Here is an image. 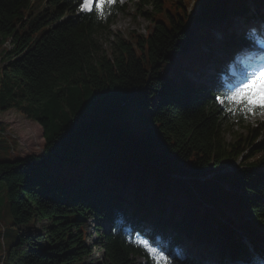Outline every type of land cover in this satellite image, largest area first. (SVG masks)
Returning a JSON list of instances; mask_svg holds the SVG:
<instances>
[{
	"label": "trees",
	"instance_id": "16d2710c",
	"mask_svg": "<svg viewBox=\"0 0 264 264\" xmlns=\"http://www.w3.org/2000/svg\"><path fill=\"white\" fill-rule=\"evenodd\" d=\"M146 2L153 26L118 34L108 51L100 34L126 3L98 19L79 0H0V110L37 120L45 137L43 154L0 157L17 232L8 245L0 231V264H152L129 234L156 239L146 232L151 214L172 243L186 233L220 254L264 250V119L226 114L218 87L188 73L209 58L201 44L215 26L246 8L264 17V0H197L191 13L185 0H140L141 9ZM234 122L248 133L230 142ZM86 217L99 263L86 259ZM168 248L173 264L194 261Z\"/></svg>",
	"mask_w": 264,
	"mask_h": 264
},
{
	"label": "rangeland",
	"instance_id": "374dc122",
	"mask_svg": "<svg viewBox=\"0 0 264 264\" xmlns=\"http://www.w3.org/2000/svg\"><path fill=\"white\" fill-rule=\"evenodd\" d=\"M140 0H123V3H126V9L123 12L117 14L116 19L110 26L111 33L108 34H100V41L102 46L108 50L112 51V42L117 38V35L127 36L131 31L136 30L140 33H147L149 31V27L153 26V15L151 14L152 5L149 2H146L141 9L139 6ZM151 1V0H150ZM177 1V0H174ZM193 1V0H190ZM121 3V4H123ZM191 4L189 2L188 7ZM141 9V10H140ZM191 10V9H190ZM139 11V12H137ZM252 12V11H251ZM245 17L234 18L233 24L237 25L239 30L243 28V21ZM246 23V22H245ZM242 26V27H241ZM249 27H244L242 31H246ZM255 26H251V30L255 29ZM238 41H233V45H230L228 49L233 51V55L229 53L228 62L231 64L232 56H237ZM6 45H9V43ZM237 45V46H236ZM233 48V49H232ZM0 65H4L3 61H0ZM232 70L235 68L233 65L231 66ZM206 68V65L202 67V70ZM201 70V73H202ZM214 71H212L209 76L212 78ZM196 80L195 78H193ZM259 118H264L259 115L255 117H251L248 123H257ZM0 122L2 123V127L5 131V134L0 133V157L1 158H15L26 156L28 154H43L44 145H45V137L43 126L37 121L30 117H28L23 112L17 109H9V110H0ZM247 124H239L234 122L229 128L225 130V135L228 141L235 142L241 137L247 136L248 128ZM12 148L13 151H12ZM12 151V152H11ZM235 160V159H234ZM233 160V161H234ZM236 161L233 162V164ZM232 165V164H231ZM231 167V166H230ZM232 168V167H231ZM0 231L1 233H5V242L8 245H11L17 240V232L16 229L12 226L13 218L9 209V202L7 196V188L6 184L0 181ZM87 219V228L89 230L88 240L93 244V253L87 257V262L99 263L102 258V247L98 244H95L97 240V233L95 228L94 219L91 217H86ZM43 224V221H42ZM103 229L109 230L110 225L108 222L103 223ZM7 231V233H6ZM161 233L159 238L161 237ZM2 241V238L0 239ZM178 254H182V252L176 251ZM139 262L145 263L146 259L144 257H140L138 259Z\"/></svg>",
	"mask_w": 264,
	"mask_h": 264
},
{
	"label": "snow or ice",
	"instance_id": "6c2138e0",
	"mask_svg": "<svg viewBox=\"0 0 264 264\" xmlns=\"http://www.w3.org/2000/svg\"><path fill=\"white\" fill-rule=\"evenodd\" d=\"M117 3H123V0H79L78 10L84 14H94L98 19H107ZM253 48L254 43H250L248 48L237 53L236 59L240 63L219 84V94L215 96L221 110L233 118L264 117V64L257 65L242 59ZM129 234L132 242L144 250L152 264H173L172 253L161 241L139 233ZM256 255L264 257V250Z\"/></svg>",
	"mask_w": 264,
	"mask_h": 264
},
{
	"label": "bare ground",
	"instance_id": "6f19581e",
	"mask_svg": "<svg viewBox=\"0 0 264 264\" xmlns=\"http://www.w3.org/2000/svg\"><path fill=\"white\" fill-rule=\"evenodd\" d=\"M246 31H247V30H246ZM228 53H229L230 55H233L234 52L230 50ZM242 59H243V58H242ZM228 63H229V62H228Z\"/></svg>",
	"mask_w": 264,
	"mask_h": 264
}]
</instances>
